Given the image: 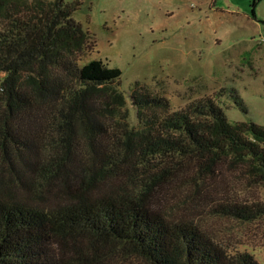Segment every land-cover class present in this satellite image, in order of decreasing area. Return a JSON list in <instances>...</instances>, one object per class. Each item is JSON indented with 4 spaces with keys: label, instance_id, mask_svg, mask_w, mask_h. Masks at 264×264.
<instances>
[{
    "label": "trees",
    "instance_id": "16d2710c",
    "mask_svg": "<svg viewBox=\"0 0 264 264\" xmlns=\"http://www.w3.org/2000/svg\"><path fill=\"white\" fill-rule=\"evenodd\" d=\"M79 4L0 0V154L10 162L13 150L22 157L33 145L29 136L17 134L25 116L44 115L52 144L70 148L80 130L91 139L111 132V119L126 104L125 94L114 86L121 82L119 67L102 59L80 64L90 34L74 17ZM223 95L248 111L237 89L223 88L168 112L170 99L151 94L137 81L131 98L144 126H121L122 147L111 146L105 160L112 165L135 160L154 171L142 194L93 197L72 190V202L45 209L0 192V264H91L87 259L70 263L60 251L78 233L118 241L151 264H260L252 252H229L197 224L173 221L152 205L156 187L169 179L174 160L184 156L204 161L207 170L231 157L264 179V125L232 123L217 100ZM159 109L166 113L159 115ZM70 161L69 151L35 163L46 177H63L72 187ZM90 170L89 180L82 179L87 187ZM215 212L250 222L264 216V202L226 201Z\"/></svg>",
    "mask_w": 264,
    "mask_h": 264
},
{
    "label": "rangeland",
    "instance_id": "374dc122",
    "mask_svg": "<svg viewBox=\"0 0 264 264\" xmlns=\"http://www.w3.org/2000/svg\"><path fill=\"white\" fill-rule=\"evenodd\" d=\"M78 1L74 17L90 34L80 64L102 59L119 67L121 82L114 86L125 94L126 104L111 119V132L91 139L80 130L70 148L52 144L44 115L25 116L17 134L29 136L33 145L22 157L13 150L12 162L0 154V192L5 197L51 209L72 202V190H86L93 197L142 194L154 171L135 160L117 165L105 160L111 146L122 147L117 138L122 127L144 126L131 98L137 81L151 94L168 97V112L215 96L223 88H235L248 111L232 97L220 96L217 100L228 119L264 125V0ZM69 151L72 187L63 177H46L36 167L38 160ZM174 161L169 179L156 187L152 205L173 221L197 224L229 252L250 251L264 264V216L245 222L215 212L226 201L264 202V179L231 157L218 162L214 170L192 156ZM91 168L94 173L87 187L82 179L89 180L85 174H91ZM59 248L70 263L74 259L91 264H151L118 241L88 233L70 237L68 245Z\"/></svg>",
    "mask_w": 264,
    "mask_h": 264
}]
</instances>
